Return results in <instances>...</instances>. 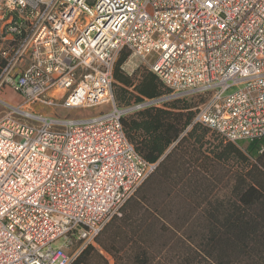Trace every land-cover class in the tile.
I'll use <instances>...</instances> for the list:
<instances>
[{
  "label": "built area",
  "instance_id": "built-area-1",
  "mask_svg": "<svg viewBox=\"0 0 264 264\" xmlns=\"http://www.w3.org/2000/svg\"><path fill=\"white\" fill-rule=\"evenodd\" d=\"M122 49L167 88L162 101L200 97L194 123L264 139V0H0V89L22 97L0 117V264H70L157 167L114 101ZM58 104L109 108H34Z\"/></svg>",
  "mask_w": 264,
  "mask_h": 264
},
{
  "label": "trees",
  "instance_id": "trees-1",
  "mask_svg": "<svg viewBox=\"0 0 264 264\" xmlns=\"http://www.w3.org/2000/svg\"><path fill=\"white\" fill-rule=\"evenodd\" d=\"M129 55L122 49L112 69L119 108L168 91L148 67L134 79L124 68ZM193 98L201 100L185 101ZM185 101L149 103L121 117L127 139L158 165L105 223L97 246L85 245L70 264H110L106 254L113 264H264V139L248 143L251 160L194 123Z\"/></svg>",
  "mask_w": 264,
  "mask_h": 264
},
{
  "label": "rangeland",
  "instance_id": "rangeland-1",
  "mask_svg": "<svg viewBox=\"0 0 264 264\" xmlns=\"http://www.w3.org/2000/svg\"><path fill=\"white\" fill-rule=\"evenodd\" d=\"M146 67H147V64H144L143 62H141L139 59L132 56L131 54L127 57L126 63L124 64L125 70L129 72L134 79H136L143 70H146ZM165 94H167V92ZM165 94H163L162 96L158 98H155V101L153 103L157 105H161L162 100L160 98H162ZM147 100H150V99H146V101ZM170 100L171 101L173 100L185 101V99H170ZM21 101H22V97L18 92H16L8 84L4 85L0 89V117L9 111V108L5 103L16 106ZM187 103L189 104V106H191L192 110H194L196 105L199 103V100L193 98L187 101ZM119 104L121 106L125 105L123 103H119ZM136 105L137 104L127 107V108H132ZM34 108L37 112H40L43 116L47 118H51V117L53 118H64V117L79 118V117L95 115L99 111L107 110L109 107L108 105H100V106H95V107L64 108L60 106V104H58L56 106H34ZM209 140H211L213 143L217 141V139L213 140L212 136H210ZM235 144L241 151L246 153L250 157L251 160H253V156H250V154L247 153L246 148H247L248 142L241 141ZM115 215H119V214H115ZM94 245L97 246L96 242H94ZM106 255L110 260V264H113L111 257L108 254Z\"/></svg>",
  "mask_w": 264,
  "mask_h": 264
},
{
  "label": "bare ground",
  "instance_id": "bare-ground-1",
  "mask_svg": "<svg viewBox=\"0 0 264 264\" xmlns=\"http://www.w3.org/2000/svg\"><path fill=\"white\" fill-rule=\"evenodd\" d=\"M135 108H137V107H136V106H134V107H132V108H129V109H130V110H133V109H135ZM130 110H129V111H130Z\"/></svg>",
  "mask_w": 264,
  "mask_h": 264
}]
</instances>
